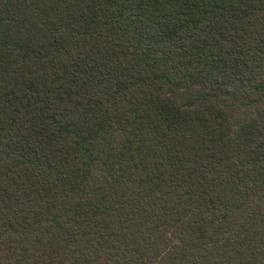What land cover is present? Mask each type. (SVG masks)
Here are the masks:
<instances>
[{
    "label": "trees",
    "instance_id": "16d2710c",
    "mask_svg": "<svg viewBox=\"0 0 264 264\" xmlns=\"http://www.w3.org/2000/svg\"><path fill=\"white\" fill-rule=\"evenodd\" d=\"M0 264H264V0H0Z\"/></svg>",
    "mask_w": 264,
    "mask_h": 264
}]
</instances>
